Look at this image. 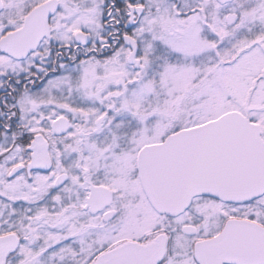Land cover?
Here are the masks:
<instances>
[{"label": "snow or ice", "instance_id": "obj_1", "mask_svg": "<svg viewBox=\"0 0 264 264\" xmlns=\"http://www.w3.org/2000/svg\"><path fill=\"white\" fill-rule=\"evenodd\" d=\"M0 264H264V0H0Z\"/></svg>", "mask_w": 264, "mask_h": 264}]
</instances>
